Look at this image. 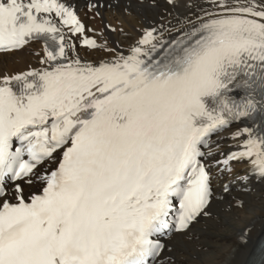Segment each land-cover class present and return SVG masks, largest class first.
<instances>
[{"label": "snow or ice", "instance_id": "6c2138e0", "mask_svg": "<svg viewBox=\"0 0 264 264\" xmlns=\"http://www.w3.org/2000/svg\"><path fill=\"white\" fill-rule=\"evenodd\" d=\"M177 23L124 50L65 0H0V52L42 43L39 66L0 72V264H176L170 241L224 198L214 179L264 181V0Z\"/></svg>", "mask_w": 264, "mask_h": 264}, {"label": "bare ground", "instance_id": "6f19581e", "mask_svg": "<svg viewBox=\"0 0 264 264\" xmlns=\"http://www.w3.org/2000/svg\"><path fill=\"white\" fill-rule=\"evenodd\" d=\"M65 2L76 10L86 26L97 30L98 34L104 32L105 22L114 26L118 31L105 33L108 43L112 46L115 42V46L124 50L138 38L143 28L158 27L162 24L167 27H178V20L183 21L185 18L195 20L199 14V6L205 4V0H182L181 6L172 9L165 0H99L102 5L99 9L100 17L94 18L96 14L92 10L88 13L86 7L91 8L96 0H65ZM184 2L193 6L185 7ZM119 29H123V32ZM169 38L171 37L165 32V39ZM41 48L35 43L22 51L0 54V72L15 73L28 69L29 66H39L34 53ZM79 51L80 56L85 60L96 61L105 57L103 52L85 51L83 48ZM234 130L233 127L228 132L215 137L214 140H220L221 151L227 152L233 145V141L226 137H230ZM234 166L239 173L246 170L245 164ZM215 175L219 176L218 173ZM229 181H231L230 192L221 193L220 184ZM214 182L218 190L217 196L223 195L224 198L213 200L209 217L200 219L190 232L175 236L170 241L176 264H254L255 250L264 233V181L252 179L245 186L238 180H232L231 177H220L214 179ZM236 200L243 201V207H230V210H226L227 206L232 205ZM218 225L230 227V230L217 235L207 231L208 227ZM244 231L248 232L249 237L246 246L240 243V235Z\"/></svg>", "mask_w": 264, "mask_h": 264}, {"label": "rangeland", "instance_id": "374dc122", "mask_svg": "<svg viewBox=\"0 0 264 264\" xmlns=\"http://www.w3.org/2000/svg\"><path fill=\"white\" fill-rule=\"evenodd\" d=\"M114 12V11H113ZM95 18H98L97 15H95ZM237 208V207H236ZM229 209L230 210V206H227L226 210ZM227 228V229H226ZM228 230H230V227H221L220 225L216 226V227H208L207 231H210L212 233H214V235L217 234H221V233H226ZM189 238V237H188Z\"/></svg>", "mask_w": 264, "mask_h": 264}]
</instances>
